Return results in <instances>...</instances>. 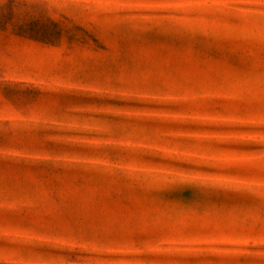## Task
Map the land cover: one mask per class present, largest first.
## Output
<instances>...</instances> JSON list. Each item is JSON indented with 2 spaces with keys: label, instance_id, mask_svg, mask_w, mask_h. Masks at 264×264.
Listing matches in <instances>:
<instances>
[{
  "label": "rangeland",
  "instance_id": "1",
  "mask_svg": "<svg viewBox=\"0 0 264 264\" xmlns=\"http://www.w3.org/2000/svg\"><path fill=\"white\" fill-rule=\"evenodd\" d=\"M0 264H264V0H0Z\"/></svg>",
  "mask_w": 264,
  "mask_h": 264
}]
</instances>
